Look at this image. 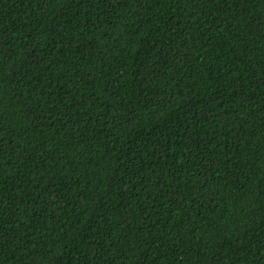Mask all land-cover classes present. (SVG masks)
<instances>
[{
	"label": "trees",
	"instance_id": "1",
	"mask_svg": "<svg viewBox=\"0 0 264 264\" xmlns=\"http://www.w3.org/2000/svg\"><path fill=\"white\" fill-rule=\"evenodd\" d=\"M0 264H264V0H0Z\"/></svg>",
	"mask_w": 264,
	"mask_h": 264
}]
</instances>
